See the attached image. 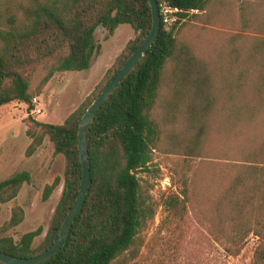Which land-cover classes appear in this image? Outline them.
I'll list each match as a JSON object with an SVG mask.
<instances>
[{
  "label": "trees",
  "instance_id": "1",
  "mask_svg": "<svg viewBox=\"0 0 264 264\" xmlns=\"http://www.w3.org/2000/svg\"><path fill=\"white\" fill-rule=\"evenodd\" d=\"M184 10L205 11L213 0H168ZM158 5L162 0H157ZM121 24L135 31L103 83L61 124L29 116L26 134L31 138L27 155L49 137L56 154L65 157L64 185L44 239L36 247L41 230L25 233L19 241L0 237V251L18 257H34L56 241L63 221L80 189L83 168L79 151V126L87 107L116 76L133 52L150 34L153 15L149 0H0V108L13 101L34 108L40 95L58 72L91 67L101 45L95 33L103 27L113 34ZM182 26L167 28L161 21L156 40L135 68L95 112L88 127L87 146L91 181L84 203L61 250L42 264H113L124 252L134 253L137 238L154 205L144 193L137 173L148 167L166 123L183 114L196 129L195 145L207 135L209 121L218 111L247 122L264 119V37L257 36L235 47L231 41L219 73L184 42ZM233 42V44H232ZM238 64V65H237ZM235 69V71H234ZM219 77V78H217ZM164 89L170 91L163 97ZM162 103L163 110L157 109ZM29 171L0 180V201L17 197L30 181ZM59 184L45 187L48 199ZM182 195L163 200L176 216L185 209L187 181ZM212 234L233 254L255 234L259 244L254 264H264V138L245 154L231 181L213 207ZM23 210L16 207L9 221L17 226ZM0 264H6L0 261Z\"/></svg>",
  "mask_w": 264,
  "mask_h": 264
},
{
  "label": "rangeland",
  "instance_id": "2",
  "mask_svg": "<svg viewBox=\"0 0 264 264\" xmlns=\"http://www.w3.org/2000/svg\"><path fill=\"white\" fill-rule=\"evenodd\" d=\"M186 14L178 23L184 42L217 73L228 63L221 56L227 53L231 41L237 47L243 41L264 37V0H213L207 10L192 9ZM134 37L130 24L119 25L113 34L98 28L95 41L101 49L88 70L56 73L42 93L33 98L31 112L25 103L17 101L0 108V180L20 171L31 174L16 198L0 201V237L19 241L25 233L40 229L33 242L34 247L38 246L49 230L63 191L65 157L55 153L49 137L27 155L31 143L26 134L29 116L63 123L103 83L108 69ZM169 96L170 91L164 89L162 99ZM158 107L159 112L164 111L162 103ZM227 115L226 110L216 112L198 149H192L197 132L193 125L189 126L186 114L173 115L166 123L148 167L137 173L144 193L154 205V215H149L141 228L134 253H122L113 264H254L260 241L257 235L250 234L242 249L233 254L211 232L218 195L235 175L245 154L264 138L261 117L247 122ZM56 178L59 184L44 199L46 185ZM184 181L188 186L185 209L176 216L163 200L172 194L184 198ZM16 207L22 208L23 218L17 226H10Z\"/></svg>",
  "mask_w": 264,
  "mask_h": 264
},
{
  "label": "water",
  "instance_id": "3",
  "mask_svg": "<svg viewBox=\"0 0 264 264\" xmlns=\"http://www.w3.org/2000/svg\"><path fill=\"white\" fill-rule=\"evenodd\" d=\"M149 2L153 15V25L150 34L133 52V54L129 57L127 62L116 74V76L107 84V86L103 89V91L87 107L82 117L79 126V151H80V161L83 168L80 189L72 208L70 209V211L68 212V214L66 215L63 221V224L61 226L56 241L51 247H49L43 253L29 258L18 257L0 251V261L6 264H42L50 260L53 256H55L65 244L68 235L71 231L73 222L84 203L91 181V163H90L89 151L87 146V133L93 115L104 103V101L113 93V91L123 81V79L135 68L137 63L150 49V47L153 45L154 41L156 40L157 36L160 33L161 16H160V8L158 2L157 0H149Z\"/></svg>",
  "mask_w": 264,
  "mask_h": 264
},
{
  "label": "built area",
  "instance_id": "4",
  "mask_svg": "<svg viewBox=\"0 0 264 264\" xmlns=\"http://www.w3.org/2000/svg\"><path fill=\"white\" fill-rule=\"evenodd\" d=\"M161 21L167 28L172 27L179 23L182 19V13L184 10L177 6H173L169 3L168 0H162L159 5Z\"/></svg>",
  "mask_w": 264,
  "mask_h": 264
}]
</instances>
